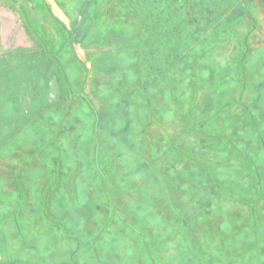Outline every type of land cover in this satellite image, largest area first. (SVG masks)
Wrapping results in <instances>:
<instances>
[{"label":"rangeland","instance_id":"374dc122","mask_svg":"<svg viewBox=\"0 0 264 264\" xmlns=\"http://www.w3.org/2000/svg\"><path fill=\"white\" fill-rule=\"evenodd\" d=\"M40 1L0 0V264H264V0Z\"/></svg>","mask_w":264,"mask_h":264},{"label":"trees","instance_id":"16d2710c","mask_svg":"<svg viewBox=\"0 0 264 264\" xmlns=\"http://www.w3.org/2000/svg\"><path fill=\"white\" fill-rule=\"evenodd\" d=\"M95 2V1H94ZM104 1L103 0H100V3L98 4L99 5V7H101L102 8V6H107L108 5V0H106L104 3H103ZM39 3H41V4H44L45 5V3L43 2V0H41ZM135 6V5H134ZM47 6L45 5V8H46ZM48 8H46V10H47ZM135 10L137 9V11H138V13L141 15V9L139 8V5H138V7L136 6V8H134ZM48 11V10H47ZM142 15H143V13H142ZM99 17L97 18V21H96V19H94L92 22L94 23V25H93V27H95V25H96V22H98L97 24L98 25H101V24H104L105 22H109L110 21V19H107L106 18V16H103V14H102V12L101 13H99V15H98ZM143 17H144V19H145V17H146V15H143ZM97 25V26H98ZM63 26V28L65 29V28H67L65 25H62ZM107 26V25H106ZM105 26V27H106ZM108 27V26H107ZM68 29V28H67ZM72 29V28H71ZM71 29H69V30H66V33H68V35L66 34V36H64L63 38H61V44H62V46H61V48L58 50V52H56V53H54V52H52L50 49H46L45 51H43L44 52V55H46V57H48L49 58V60H51V61H53L52 62V66L54 65V67H55V69L57 68H59L60 69V73H61V75H62V77H61V80H62V83H63V85H64V89H65V93L67 92V100L68 99H70V97L72 98L73 97V95H74V93H76V91H75V89H76V83H75V81L74 80H72L73 79V77H71L70 76V73H69V70H71L70 68H69V66H67V63H65V64H63V62L61 61V57L64 55L63 53L65 52V48H64V46H72L73 44H74V42H77V43H81L83 46H85V44L87 45V44H91L90 43V41L91 40H93L92 38H85L84 40L82 39V38H80V39H78V40H76L75 39V37L71 34V33H69V32H71L72 30ZM78 34V33H77ZM147 34L149 35V30H148V32H147ZM132 35L134 36V37H136L135 39L136 40H139V44L141 43V41H142V37L138 34V32H136L135 31V29H133L132 30ZM138 37V38H137ZM74 38V39H73ZM98 42H96L95 40H93V41H91V42H95V43H97L98 44V46L99 47H102V48H104V46L106 47V46H108V44H110V43H108L107 42V39H103V37H99L98 38ZM146 41H148L147 39H146ZM63 44H64V46H63ZM62 49V50H61ZM104 54H107L108 53V51L107 52H104V51H102ZM99 54H101V53H98V57H99ZM73 55H75L74 57H75V61H77V62H80V61H78V58L79 57H77L76 56V53H73ZM99 70V72H98V77L100 78V76L101 75H103L102 73H101V70L100 69H98ZM97 80H99V79H97ZM27 83V82H26ZM32 83V82H31ZM76 96L77 97H73V99H76V98H87L83 93H76ZM89 106H91V109L93 110V111H96V107L95 106H93V104L91 103V104H89ZM4 117V118H3ZM97 120V119H96ZM7 123H10V119H8V117L6 118L5 116H2V118H0V126H2V125H5V124H7ZM16 139H15V137H13L12 138V135H10V136H7V138H6V140L3 142V143H0V152L3 150V149H5V148H8L9 149V147L10 146H13L14 144H15V141Z\"/></svg>","mask_w":264,"mask_h":264}]
</instances>
